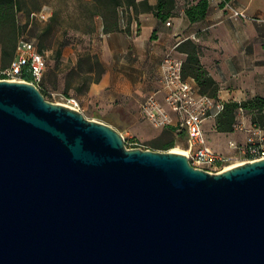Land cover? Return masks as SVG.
<instances>
[{
    "label": "water",
    "instance_id": "95a60500",
    "mask_svg": "<svg viewBox=\"0 0 264 264\" xmlns=\"http://www.w3.org/2000/svg\"><path fill=\"white\" fill-rule=\"evenodd\" d=\"M0 264H264V158L217 172L130 148L0 77Z\"/></svg>",
    "mask_w": 264,
    "mask_h": 264
},
{
    "label": "crops",
    "instance_id": "0c3cea01",
    "mask_svg": "<svg viewBox=\"0 0 264 264\" xmlns=\"http://www.w3.org/2000/svg\"><path fill=\"white\" fill-rule=\"evenodd\" d=\"M136 1V10H119L117 30L103 31V20L97 17L95 29L87 32L89 50L72 61L75 69L87 63L82 71L85 80L72 85L85 88L84 93L65 91L82 111L98 104L120 113L113 119L128 121L138 111L140 115L141 102L160 87L164 54L174 49L175 56L184 61L186 53L178 44L187 39L199 45L201 63L218 84L217 102L264 96V22L250 18L264 19V0L230 1L250 19L233 18L224 0H209L205 18L194 22L185 8L198 0H175L167 19L141 8L144 1L156 5L158 0ZM186 78L198 88L194 78ZM210 118L215 124V116Z\"/></svg>",
    "mask_w": 264,
    "mask_h": 264
},
{
    "label": "built area",
    "instance_id": "2783aa9c",
    "mask_svg": "<svg viewBox=\"0 0 264 264\" xmlns=\"http://www.w3.org/2000/svg\"><path fill=\"white\" fill-rule=\"evenodd\" d=\"M233 18L264 19L248 17L243 10L226 2ZM48 9L32 12L41 20L49 16ZM16 54L8 66L0 69L1 78L33 82L38 87L43 81L47 67L48 51H40L33 39L20 36ZM163 71L159 78L160 87L141 102V115L155 126L171 125L177 136H186V150L189 162L195 167L207 171H223L247 160L264 158V128L251 122L243 108H238L233 131H243L246 136L243 142L229 140L233 152L217 151L207 141L204 123L208 117H214L222 108L210 95L202 94L190 79L181 74L183 60L176 57L174 49L168 50L163 57ZM25 76H29L27 79ZM161 96V98H160ZM70 107L81 110L78 102L67 98ZM239 154V157L237 155Z\"/></svg>",
    "mask_w": 264,
    "mask_h": 264
},
{
    "label": "trees",
    "instance_id": "16d2710c",
    "mask_svg": "<svg viewBox=\"0 0 264 264\" xmlns=\"http://www.w3.org/2000/svg\"><path fill=\"white\" fill-rule=\"evenodd\" d=\"M48 0H0V49L2 64L8 66L16 54V46L20 36L24 35L23 30L26 25H22L19 14L25 12L28 16L32 12L41 10L43 3ZM78 10V16L85 19L86 26L74 24V28L80 32L87 33L95 29V20L101 17L103 20V31L117 30L119 27V10L129 9L133 7L135 10L138 6L136 0H73ZM232 0H224L223 4ZM175 6V0H158L156 5H151L148 1L141 4V8L151 10L160 19H167L172 14ZM209 0H198L190 3L185 8V13L189 20L200 21L205 18L209 10ZM60 8L55 7L48 17L46 24L40 30V40L36 42V46L40 51L46 50L45 38L54 29L58 22ZM128 30V27L126 28ZM180 51L186 53V58L182 63L181 74L183 77H191L197 83L202 94H208L214 99L218 96V84L212 75L206 70L201 63L199 57L200 47L192 39H187L178 44ZM60 54V50H58ZM83 58H81L82 62ZM83 63V62H82ZM80 63V64H82ZM1 77V76H0ZM29 79V76H25ZM99 78V77H98ZM97 78V79H98ZM41 93L46 96L45 79L39 86ZM223 108L215 115L214 128L217 132L230 133L233 131V125L236 120V112L238 108H243L250 117L251 122L264 128V96L254 95L242 100L223 101ZM165 132H169L170 136L163 137L155 145L160 149H168L175 144V128L171 125L165 126ZM185 135L183 134V137Z\"/></svg>",
    "mask_w": 264,
    "mask_h": 264
},
{
    "label": "rangeland",
    "instance_id": "374dc122",
    "mask_svg": "<svg viewBox=\"0 0 264 264\" xmlns=\"http://www.w3.org/2000/svg\"><path fill=\"white\" fill-rule=\"evenodd\" d=\"M43 5H46L47 12H49V9L53 11L55 7H59L61 10L58 22L45 38L47 44L45 48L48 51V64L43 75L46 80L44 92L46 93V98L50 101L65 104L68 103L66 92L74 93V91H81L84 93L85 88L79 89L72 85L85 80V75L82 71L86 69L87 63L75 69L74 62L72 61L76 56L85 55L89 50L88 35L90 33L83 36L80 31L74 28V24H80L82 27H85L86 22L84 18L77 15L78 10L75 8L76 3L73 0H48ZM51 13L49 12V16ZM48 17L41 20L35 16H28L25 12H21L19 19L22 25H26L23 34L27 38L29 37L38 42L41 39L40 30L46 24ZM58 50H60V54H58ZM3 67L0 49V69ZM93 107V109L83 110L85 116L89 119L93 118L114 126L124 135L127 147H140L161 151L172 150L174 147L186 149V136H177L176 133L174 134L175 144L173 146L165 150L158 148L155 144L163 137L170 136L169 132H165V126H155L150 120L141 114L139 115V111L134 118L127 121L120 120V118L113 119V117H119L120 113L118 112H110L109 109H103V106H99L98 104ZM204 130L208 143L217 151L226 153L233 152L231 147H229V140L237 143L243 142L246 136L245 132L239 130L235 133L217 132L212 118L206 121ZM237 157H239V154Z\"/></svg>",
    "mask_w": 264,
    "mask_h": 264
},
{
    "label": "bare ground",
    "instance_id": "6f19581e",
    "mask_svg": "<svg viewBox=\"0 0 264 264\" xmlns=\"http://www.w3.org/2000/svg\"><path fill=\"white\" fill-rule=\"evenodd\" d=\"M172 151H175V152H182V153H185V154H187V150L186 149H182V148H178V147H174L173 149H172Z\"/></svg>",
    "mask_w": 264,
    "mask_h": 264
}]
</instances>
